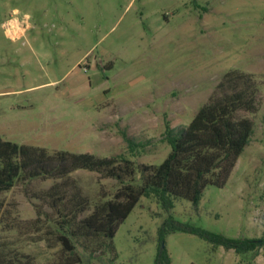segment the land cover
Returning <instances> with one entry per match:
<instances>
[{
  "label": "rangeland",
  "instance_id": "1",
  "mask_svg": "<svg viewBox=\"0 0 264 264\" xmlns=\"http://www.w3.org/2000/svg\"><path fill=\"white\" fill-rule=\"evenodd\" d=\"M233 69L254 77L259 108L241 112L255 133L226 185L208 186L197 207L175 199L170 211L142 197L114 236L115 264H155L169 215L232 238L264 234V0H0V135L19 144L158 165L170 151L166 123L189 124ZM124 134L145 148L132 154ZM71 177L90 202L81 218L119 188L94 171ZM54 183L18 182L0 195V254L64 263L52 226L60 216L43 197ZM162 247L170 264H264V247L237 254L181 231ZM102 256L91 264H108Z\"/></svg>",
  "mask_w": 264,
  "mask_h": 264
},
{
  "label": "trees",
  "instance_id": "2",
  "mask_svg": "<svg viewBox=\"0 0 264 264\" xmlns=\"http://www.w3.org/2000/svg\"><path fill=\"white\" fill-rule=\"evenodd\" d=\"M258 96L259 86L251 74L237 69L227 71L189 124L174 128L166 123L161 140L170 151L158 165L137 164L123 154L100 157L89 152L51 151L6 140L0 135V195L18 182L54 180L43 197L60 216L52 226L58 243L68 254L63 264H91L102 252L110 257H98L99 261L115 264L118 253L114 236L142 197H154L163 209L170 211L175 199H186L197 207L208 186L226 185L255 133L253 120L241 112H257ZM124 140L132 154L145 148L144 143L135 142L126 134ZM78 170L98 172L119 183L111 199L97 204L82 218L90 202L71 177ZM4 210L0 199V220ZM174 231L194 234L214 248L222 246L237 254L264 247V234L259 238H232L181 223L169 215L158 230L160 246L155 264H170L162 244L166 235ZM79 243L83 247L81 253L77 250ZM0 264L29 263L1 253Z\"/></svg>",
  "mask_w": 264,
  "mask_h": 264
}]
</instances>
